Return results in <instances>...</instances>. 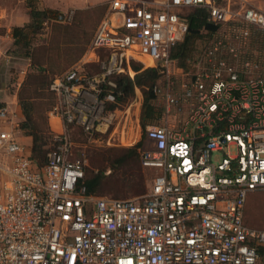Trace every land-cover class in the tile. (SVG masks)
<instances>
[{"label": "built area", "instance_id": "built-area-1", "mask_svg": "<svg viewBox=\"0 0 264 264\" xmlns=\"http://www.w3.org/2000/svg\"><path fill=\"white\" fill-rule=\"evenodd\" d=\"M196 7L223 30L184 71L171 55ZM248 25L264 31V11L221 0H108L84 59L50 84V114L63 128L46 164L25 154L12 128L0 130V264H261L264 230L245 219L249 195L264 191V72L246 54ZM101 50V71L88 72ZM132 61L167 76L154 88L164 121L144 130L151 187L140 198L89 194L68 124L106 145L140 127L141 98L120 104L108 88L115 74L135 75ZM0 118L11 121L7 106Z\"/></svg>", "mask_w": 264, "mask_h": 264}, {"label": "rangeland", "instance_id": "rangeland-1", "mask_svg": "<svg viewBox=\"0 0 264 264\" xmlns=\"http://www.w3.org/2000/svg\"><path fill=\"white\" fill-rule=\"evenodd\" d=\"M10 1L14 3L15 0H0V3ZM29 2V0H26ZM44 1V0H43ZM49 2V0H46ZM67 0H62V2ZM222 3H230L233 8L240 6H254L255 2L264 6V0H221ZM226 1V2H225ZM40 0L35 1V6L39 7ZM67 6H57L50 10L41 24V26H35L36 32L32 34L31 49L34 63L36 68L41 67L44 71L43 78L49 83L50 78L54 75L60 74L72 67L76 62L81 60L87 51L89 50L91 41L95 30L104 16L107 10L108 0H69ZM55 3V1L53 2ZM56 8V9H55ZM262 10L264 8L257 7ZM68 13L71 15V19H59L57 13ZM249 46L253 48L249 56L255 59L259 63L260 70L264 72V31L261 35L253 33L254 30H260L259 27L252 26ZM252 38V39H251ZM248 54V53H247ZM142 65V63L138 62ZM88 72H96L101 70V64L86 65ZM143 66V65H142ZM145 68V67H144ZM30 69V67H28ZM34 72V69L30 71ZM42 78V79H43ZM38 80V79H37ZM29 83L31 80L29 78ZM32 88V87H31ZM42 97V96H41ZM143 105V93L139 91L131 97L127 104L136 103L140 100ZM51 93H44V97L38 99L37 102V121L39 127L44 130L46 136L50 135L46 121V109L51 106L53 101ZM155 106L161 109L162 98L159 97L154 101ZM142 105H140V127L136 125L131 126V131L135 127V136L138 133L137 139L140 135L143 136L145 126L147 124L162 123L164 118L162 115L158 118L145 121V126L141 122ZM72 138L75 143L74 157L81 158L86 162L85 172L86 177L90 178L95 176L99 172H105V180L101 189L97 192L100 196L114 197V198H140L145 196L151 187V179L153 171L142 167L139 169L136 166V170L129 172L130 167L124 165L117 167V169L110 167L114 159L116 158V152L114 150H124L121 155L126 154L128 148L133 147L138 142L128 143L123 145H106L89 141L85 135L79 129H76L72 133ZM51 137H49L48 145L50 146ZM140 151V149L138 150ZM119 157V156H118ZM117 157V158H118ZM136 164L139 163L136 159L133 160ZM141 164V162H140ZM1 175V174H0ZM246 223L257 229L264 230V191L252 192L246 203ZM261 264H264V251L261 253Z\"/></svg>", "mask_w": 264, "mask_h": 264}, {"label": "trees", "instance_id": "trees-1", "mask_svg": "<svg viewBox=\"0 0 264 264\" xmlns=\"http://www.w3.org/2000/svg\"><path fill=\"white\" fill-rule=\"evenodd\" d=\"M54 12V10H33L32 12V21L30 24L24 28L14 29V34L16 37L15 45L18 48H21L28 57L34 60L31 49L32 34L36 32L35 26H41L49 12ZM61 12L57 13V15ZM58 17V16H57ZM189 19V29L185 39L178 43L172 51V59L176 61L178 66L184 71L190 70L194 59L195 54L198 52L201 46L207 45L214 41L221 33L223 29L215 25L209 20L208 11L206 8L196 7L190 10L188 14ZM249 29L252 25H248ZM257 31V33H255ZM253 33L261 35L263 31L254 30ZM251 35V29H250ZM250 38V37H249ZM252 39V38H251ZM249 42L252 43V40ZM253 48L248 45L246 50L247 56L252 55L250 52ZM250 52V55H249ZM251 57V56H250ZM108 56L104 51H98V59L96 61L88 63L92 64H101V61L107 60ZM253 58V57H252ZM255 60V59H253ZM34 72H31L27 75L24 85L19 92V101L22 105L25 120L22 123V128L33 137L32 144V158L35 160L38 166L42 167L47 162V154L50 150L54 149L56 146V141L54 140V131L50 128L48 124V113L53 108L56 102L55 94L50 90V84L54 75L50 78L49 83L46 82L44 71L41 67L36 68V63L32 62ZM132 69L135 71V75L132 77L129 74H115L110 78V83L108 85L109 90H113L117 95V100L120 104L128 103L131 97L135 94L137 89H140L143 93V105L141 111V122L145 126V121L158 118L161 116L162 110L158 109L154 100L161 96L160 93L155 91L156 85L164 86L167 80L166 74L163 72L161 67H148L144 68L141 64L136 61L131 62ZM87 67V66H86ZM96 71L97 72H100ZM94 73V72H91ZM29 78L31 83H29ZM43 78V79H42ZM38 79V80H37ZM32 87V88H31ZM51 93L54 98L51 106L46 109V123L48 130L50 132L49 136H46L43 129L39 127L37 121V100L44 97V93ZM42 96V97H41ZM3 106L0 105V109ZM110 107H113L111 105ZM68 129L72 135L73 131L79 129L87 138L86 133L84 132L82 126L72 123L68 124ZM49 137H51L50 146L48 145ZM143 148L142 141L138 142L131 148H128L126 154L121 155L124 150H114L116 152V158L112 162V168L117 169L119 166L124 165L130 167L129 172L136 170V166L139 169L142 167L141 162V152ZM140 149V151H138ZM119 156V157H118ZM118 157V158H117ZM136 159L139 163H135L133 160ZM105 172H99L95 176L90 178H85V185L87 187V192L89 194L98 195L97 192L101 189L104 184ZM264 251V248H260V253ZM262 255V254H261Z\"/></svg>", "mask_w": 264, "mask_h": 264}, {"label": "crops", "instance_id": "crops-1", "mask_svg": "<svg viewBox=\"0 0 264 264\" xmlns=\"http://www.w3.org/2000/svg\"><path fill=\"white\" fill-rule=\"evenodd\" d=\"M35 1L15 0L14 3H10V1L8 3L1 1L0 3V105L8 107L11 118L10 122L0 118V130L12 128L16 139L24 146L25 154L29 156L32 155L33 137L22 128L25 115L19 101V92L24 85L28 73L33 70V61L21 48L15 45L16 37L14 29L28 26L32 21L33 10H47L73 3H69V0L67 2H62V0H49V2L40 0L38 3L39 7H36ZM54 1L55 3H53ZM255 5L264 8L262 4H258L257 2H255ZM92 61L96 60L93 59ZM138 91L139 89H137ZM138 115H140V111ZM47 120L54 132L62 131L63 121L59 116L51 115L49 112ZM135 127L136 131L139 132L137 125ZM135 127L133 131H131V126L127 129V135L123 139L124 142L121 141V145L142 141L144 146V143H147L144 134L143 136L140 135L139 139H137L138 133L136 136L134 134L136 132ZM5 158L7 162L11 163L9 157ZM2 176L4 179L7 177L5 174H2Z\"/></svg>", "mask_w": 264, "mask_h": 264}]
</instances>
